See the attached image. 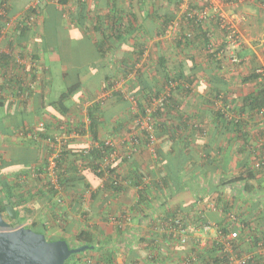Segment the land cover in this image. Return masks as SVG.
Masks as SVG:
<instances>
[{
	"label": "crops",
	"instance_id": "1",
	"mask_svg": "<svg viewBox=\"0 0 264 264\" xmlns=\"http://www.w3.org/2000/svg\"><path fill=\"white\" fill-rule=\"evenodd\" d=\"M2 1L5 13L0 15V52L12 56L24 70L15 65L5 73L0 69V148L28 145L36 150V162L28 168L9 167L7 175L20 174L14 200L21 197V206L36 209L33 220L45 226L46 235H59L71 246H79L78 234L86 233L96 247L86 254L91 264H105L107 259L111 264H176L195 249L204 259L218 257L217 227L227 222L238 230L236 249L251 253L258 264H264V167L253 165L264 157V107L243 102L264 82V72L242 81L258 67L264 70V0L242 2L240 10L247 18L240 24L245 45L239 62L233 64L228 52L214 61L198 46L152 38L141 40L145 50L138 60L132 54L134 74L125 76L120 59L128 56L136 40L130 38L126 44L112 40L116 48L112 54L97 55L81 69L73 47L81 44L82 38L88 45L95 44L98 33L92 29L91 36L85 35L81 25L62 19L56 42L68 46L71 57L62 67L65 88L77 78L82 82L81 89L63 101L67 110L50 105L61 94L49 99L51 78L45 58L59 61L60 54L54 46L42 48L38 40L45 5L64 10L66 18L82 12L83 6L89 17L84 25L91 27L96 14L105 15L111 4L110 11L124 16L132 11L140 29L149 23L152 31L156 23L152 20L161 9L154 0H147L146 6V0H68L65 5L58 0ZM164 1L162 10L166 11L168 3ZM26 22L31 24L25 40L8 49L7 38L15 36L14 43ZM31 56L36 57L33 62ZM161 56L166 70L159 64ZM28 70L37 74L31 94L24 88V96H17L20 90L16 82L8 90L7 81ZM165 72L176 76V83L168 105L153 119L155 142L149 145L141 141L133 147L127 137L136 127L130 117L135 104L128 95H142L139 99L145 106L138 77L151 83L161 80ZM107 78L114 80L111 87ZM126 79L135 80L126 84ZM88 111L97 118L95 138L89 130ZM40 121L44 123L42 130H38ZM61 126L81 134L61 141ZM101 148L106 150L95 161L105 165V173L98 176L88 167L92 150ZM57 152L63 153L62 159L61 154L53 158ZM109 167L125 177L127 183L121 190L108 186L105 168ZM33 168H39L40 177L34 178ZM140 175L147 176L146 192L141 196L138 189L143 187L135 184ZM68 179L72 181L66 182ZM176 207L187 215L190 239L186 245L160 226L163 217ZM196 211L203 215L201 220ZM110 214L119 220H110ZM204 222L217 227L204 230Z\"/></svg>",
	"mask_w": 264,
	"mask_h": 264
},
{
	"label": "trees",
	"instance_id": "2",
	"mask_svg": "<svg viewBox=\"0 0 264 264\" xmlns=\"http://www.w3.org/2000/svg\"><path fill=\"white\" fill-rule=\"evenodd\" d=\"M59 3L61 5H65L67 3L68 0H58ZM170 3L173 4V7L175 9V11H162L160 12V14L152 20V22H156L155 23V30L152 31V28L150 27L149 23L148 25L145 23L144 27L142 29H140V27L137 25V18L135 17V15H133L131 12H127L124 15H117V13H115L113 10L110 11V9L112 8V6H110L111 4H108L109 11L105 12L104 14H96V19L93 21V25L91 24L90 26H85L84 23L88 21V16L84 14L85 7L81 6V10L82 12L80 13H76L77 15L74 17L68 16V18L63 17V13L64 10H60V12L58 10H56L52 4H46L44 9L45 10V16L43 18V20L40 21V26L42 28V32L40 33V37H39V42L42 48L46 49V48H50L51 46H54L56 48H58V51H66V54H68L67 58L68 60L64 63V64H69L71 61V57H70V52H69V48L68 46H66L64 43H62L63 45L59 47L58 43H52V37H48V29H46V27L49 24H52L54 26L60 27V24H62L61 20L64 19H68L70 20V22H73L74 25L78 24L81 25L80 30L82 33H84L85 35H88L90 33V30H94L98 33V37L95 42V44H91L88 46H78L79 48V52L78 53H74L73 51V55L78 56L77 57V61L79 62L78 65L82 66L81 69H84L83 67V60L85 57H88L89 59L86 61V66L91 64L93 62V59L95 56L100 55V56H104L105 53L108 54H112L111 52H113V50H115V46L111 45V41L116 40L119 44L121 43H125L128 39H134L136 40V43L134 44V48L132 50H129L130 52L128 53V56H124L123 59H120V62L123 64V69L121 74H123V76L133 73V69H134V63H131L130 60L133 59L132 54H134V59L135 57H138L140 55L143 54L144 50H145V45L141 40H145V39H152L155 38L157 40V38H161V40L164 38V35H166L167 29L170 27V25L174 22L175 17L177 15L176 11H180L179 9V4L181 3V1L183 0H167ZM224 2L228 3V4H233L235 7L232 8L234 10L235 13H237L240 10V7L242 5V2L245 1H241L238 2V0H223ZM261 1V0H260ZM4 1L0 0V9L3 11V13H5V8H2V4ZM208 8L206 14L204 15L203 18H199L197 16L196 11H201L204 8ZM233 7V5H232ZM108 10V9H107ZM195 10V11H193ZM211 10V6L207 5V2L204 3L203 5H198V4H191L188 3V10L185 13H182L183 15L181 16L182 21L185 22L184 25H179V29L178 31H174L173 34L174 36H172V38L170 39L173 42L177 41V44H191L193 46H198L200 48L203 49V51H205L206 55L212 59V60H218L221 59L225 56L226 52H228V56H229V51L231 50V43L229 41L226 40V31L227 29H222L220 27V17L218 15V13H220V11L218 10L216 13H214L213 11L211 13H208ZM240 12V11H239ZM188 13V14H187ZM65 16V15H64ZM52 17L53 21H50L49 18ZM2 17H0V21H2L1 19ZM207 18H212V19H207ZM25 22V21H24ZM210 23V25H209ZM31 23H24L21 31H19V35L17 37V39H15V42L13 43L14 39L16 38L15 36H10L9 38H7V46L8 49H10V47H13L15 44L18 45V43H20V41L25 40L26 37V31L29 29V25ZM212 24V25H211ZM77 26V25H76ZM218 31H221V33L219 34ZM219 34V35H218ZM90 35V34H89ZM91 36V35H90ZM215 36H220L221 40L219 41V39L215 38ZM57 40V38H56ZM164 40V39H163ZM243 45L242 43H240L239 47L233 48V52L236 54L237 58H239L240 60V54L239 52L242 50L240 48H242ZM75 49V47H73ZM73 49V50H74ZM240 49V51H238ZM2 52V53H1ZM0 52V59H1V63H0V69H2V72L5 73L8 70L14 68L13 65L17 66L19 68V71H23L24 70V66L19 63L17 64L15 61V59L12 58V56L6 54L5 52L1 51ZM36 58L35 56H31L30 60L31 62H33ZM233 63V62H232ZM159 64L160 66H162L165 70L167 69V66L165 64V60L164 58L161 56L159 59ZM235 64V63H233ZM182 66V65H181ZM79 67V66H78ZM139 72V71H138ZM26 74H24V72H22V74L24 75H19V77L16 79L15 76L14 79L8 80L7 81V88L8 90L11 89V87L14 86V83L16 82V85L18 87V89L20 91H16V95H20V96H24L25 94V89L26 88L28 91L31 89L30 87L32 86V82L34 81L35 78H37V74L36 72L33 73L32 71L28 70L25 72ZM80 72H78L79 74ZM137 74V71H136ZM14 75V73L12 74ZM260 76L259 73H257L254 71L249 74L246 77L242 78V81L245 80H249L250 78H256ZM22 77V78H20ZM28 78V80H26L25 78ZM64 79L66 77V74L63 75ZM136 77V76H135ZM109 79V80H108ZM176 76L175 77H170V75L168 74V72H165L164 77L161 80H157V81H153L151 83H149V81L145 78H142L141 76L138 77L137 81H140L141 85L139 87L140 93H143V97L145 99V106L141 105L142 102L140 101V96L134 97L133 94H129L128 96L131 97V100L133 99L134 101V106L135 108H133V112L131 114L130 117H132V119H134V122L136 124V127L133 129L135 130L138 126V123L136 122L138 119H141L144 116H149V120L150 122L153 124V127L155 129V124H154V118L156 116H158L160 114V112L165 109V107L168 105V102L171 100V89H173L175 87V83H176ZM107 80V81H106ZM106 84L108 86H110V84L112 83L113 85V81L110 78H107ZM135 79H126L125 82L126 84L131 83L132 81H134ZM82 86V82L80 79H75L74 81H72V83L67 86L65 88V91L61 93V95L57 98V100L55 101H51L50 105H56L58 104L60 107L59 109H64L67 110V108L64 106L63 101L69 99L71 96H73L78 90L81 89ZM126 86V85H125ZM111 87V86H110ZM132 87V86H131ZM169 87V88H168ZM127 88V86H126ZM166 88H168V90H166ZM127 91V90H126ZM20 92V93H19ZM32 90L29 91V94H31ZM17 95V96H18ZM121 96V95H120ZM119 96V97H120ZM125 96V95H124ZM133 96V97H132ZM161 96H163L164 98L161 101H157L158 99L161 98ZM44 97V96H43ZM123 97V96H121ZM126 97V96H125ZM0 98H2L0 96ZM131 100L129 102H131ZM243 102L245 104L250 105L251 107H257L258 109H260L261 107H264V82L261 83L260 87L255 88V90L253 92H251L250 94L246 95V97H244ZM2 103V100H0V104ZM88 116H89V120H90V132L92 134V137L95 138L96 137V125H97V118L95 117V115L92 114L91 111H88ZM5 130V129H4ZM3 132H8L9 130H5ZM155 137V136H154ZM141 141H144L145 143L148 144V137H143L139 144L141 143ZM138 144V145H139ZM103 145V144H102ZM137 145V146H138ZM104 146V145H103ZM103 149V150H102ZM104 150H106V148H101L100 150L97 149H93L91 155L93 156V159L90 162V165L88 167V169L92 170L96 175L98 176H102L104 175V171L103 169L100 168L99 164L95 161V159H99L100 156L103 155ZM110 151V150H108ZM107 151V152H108ZM61 154V155H60ZM60 157L62 159L63 153H60ZM37 156H36V150L28 145H21V146H16V147H1L0 148V170L4 169V168H9V167H13V166H19V167H24V168H28L31 166V164H33L34 162H36L37 160ZM37 169V170H36ZM41 169V168H40ZM32 170V175L34 176V178H38L40 177L38 175L39 172V168H33ZM115 168H107L108 173V178L109 179V187H112L113 190H121L124 186V182L123 180H125V177H122V179L120 180L119 175H117L114 172ZM145 176V175H140ZM114 177V179H113ZM141 177H137V181L135 182L136 185L141 187H146L147 184L142 183V181L140 180ZM147 177V176H145ZM12 178V182H10L9 179ZM5 177L2 176V174L0 173V212L1 214H5L8 216V214L6 213V207L7 206H12L15 210L16 213V217H19V211L16 209L17 206H19L21 204L20 200L21 197L19 199H17L16 201L14 200V196H16V191H14V188L16 186V183H18L19 179L21 178L20 174H16L15 176L12 177ZM59 179L55 180L58 181ZM72 180H66V182H70ZM139 181V182H138ZM115 182V183H114ZM143 185V186H142ZM140 188L139 194L144 195V193L146 192V189L144 188ZM142 189V190H141ZM60 198V197H59ZM25 211H29V209H24ZM125 213V212H124ZM127 214V213H126ZM196 217L198 219H202L203 215L196 211ZM180 215L181 216V220H182V227L187 228L188 224H187V215L184 213V211L180 208V207H176L172 210H170L168 212V214H166L165 217H163L164 219L162 220L163 224H160V226L164 227L165 222L169 219V218H174L176 216ZM9 217V216H8ZM127 217V215H126ZM23 218H18L16 219L17 223H21L20 221ZM116 221L119 220V218L117 219L115 217ZM166 220V221H165ZM226 222V221H225ZM37 226L43 227L45 228V226L43 224H40L39 222H37L36 220H33L32 223L30 225H28V227L31 228H35ZM218 230H220L222 232V234H227L228 231L232 230L231 229V223H225L222 226L218 227ZM45 235H46V230L44 229ZM189 230L185 231V242H180L179 239V235H173L174 237H176L178 239V241L180 242V244L182 245H186V243L189 241L190 239V235H189ZM47 236V235H46ZM239 236V235H238ZM238 238V237H237ZM236 238V239H237ZM236 239L231 241V247L232 250L234 251V253H237L238 255H240L243 251H239L236 249V244L235 241ZM67 241V240H66ZM77 241L80 242L81 244L84 243H91L90 242V237L86 236V233L80 232L77 236ZM68 243V241H67ZM262 243L264 244V240H262ZM69 244V243H68ZM70 245V244H69ZM220 247V251L221 254L217 255L218 257H214L213 258H208V259H204L199 252L195 249L193 251H191V254H194L197 257V261L202 262V263H207V262H213V264H216L220 261H223L226 258V253L224 252V243L218 239V241L216 240V244ZM90 250L86 249L84 251H81L77 254H73L71 256H69L63 264H91L88 259H86V254L87 252H89ZM189 253V254H190ZM243 253H247V252H243ZM188 256V255H187ZM187 256H184L183 258H186ZM108 258V257H107ZM106 258V259H107ZM253 264H258V258L253 256ZM260 260V259H259ZM112 261L111 259H107V263L105 264H111ZM177 264V263H176Z\"/></svg>",
	"mask_w": 264,
	"mask_h": 264
},
{
	"label": "built area",
	"instance_id": "3",
	"mask_svg": "<svg viewBox=\"0 0 264 264\" xmlns=\"http://www.w3.org/2000/svg\"><path fill=\"white\" fill-rule=\"evenodd\" d=\"M183 1H185V0H183ZM183 1L179 4V7H180V11H181V9L182 10L184 9V11H182V13H185L188 10V5L186 7H184L185 3ZM203 1H204L203 4L207 2V5L211 6V10L214 13L217 12L216 5H214V3L211 0H203ZM218 1L219 0H215V3H218ZM241 1H243V0H241ZM208 8L209 7L204 8L201 11H196L194 13H196L199 18H203L204 15L206 14ZM193 11H195V10H193ZM2 13H3V11L0 9V15ZM182 13H181V16L183 15ZM218 15H219L220 21H221L220 27L224 30L227 29L226 40L231 43V47H232L231 50L229 51V60L231 62L237 63V62H239V58H237L236 54L233 52V48L239 47L240 38H239V35L237 33L236 26L233 24V21L235 19H237L238 14L232 13L230 15V19L228 17H226L224 14H222L221 12L218 13ZM179 19H180V17H179ZM177 26H178L177 22H173L170 25V27L167 29L166 33H168V31H170V30H171L170 32L177 31ZM256 72L257 73H263L264 70L262 67H260V68L256 69ZM163 98L164 97L161 96V98L158 99L157 101H161ZM136 122L138 123L137 128L131 134H129L127 137L129 140V144L132 145L133 147H135L139 144L140 140L143 137H148V139H149L148 144L152 145L155 142V137L153 134L154 133V127H153V124L149 120V116L148 115L144 116L141 119H138ZM43 128H44V123L41 121L38 122V130H42ZM80 134H81L80 130H77L75 128H65L64 126L60 127V135L59 136L61 138V141L64 139L71 138L73 136L80 135ZM127 138L125 140H127ZM111 153H112L111 155H113V156H115V154H116L115 151H111ZM59 154H60V152H57V154L54 155L53 158L55 159L56 157L59 156ZM253 165L256 168L264 167V157H261V158L255 160ZM99 166L101 169H103L102 166L105 167V165H99ZM105 170H107V168H105ZM122 177H123L122 175H119L120 180L122 179ZM113 179H114V177H113ZM140 180L142 181V183H144V182H146L147 177L142 176L140 178ZM123 182L127 183L124 180H123ZM58 201H60V198H58ZM109 219L110 220H116L115 216L111 215V214L109 215ZM28 224H29V222H25L22 225H28ZM160 224H163V222L161 221ZM164 227H165V229H168V231L170 233H172L173 235H175V234L179 235V239H180L181 243L185 242V240H186L185 239V231H187V228L182 227V220H181L180 215H178L174 218H169L165 222ZM215 227H217V226H215L213 223H210V222H204L203 226H202V228L204 230H208V231L211 229H216ZM218 234L220 235L219 240H221L224 243V252L226 253V258L223 261H220L216 264H253L254 263L253 259H252L253 255L251 253H243L242 252L240 255H238L237 253H234V251L232 250L231 241L238 237V235H239L238 230L232 229V230L228 231L227 234H222V232L219 230ZM177 264H213V262H211V261L207 262V263L199 262V261H197V257L194 254L190 253V254H188V256L186 258L179 259L177 261Z\"/></svg>",
	"mask_w": 264,
	"mask_h": 264
},
{
	"label": "water",
	"instance_id": "4",
	"mask_svg": "<svg viewBox=\"0 0 264 264\" xmlns=\"http://www.w3.org/2000/svg\"><path fill=\"white\" fill-rule=\"evenodd\" d=\"M13 219L15 210L6 207ZM91 243L71 246L59 235L46 236L44 228L10 226L0 212V264H63L71 255L95 249Z\"/></svg>",
	"mask_w": 264,
	"mask_h": 264
},
{
	"label": "rangeland",
	"instance_id": "5",
	"mask_svg": "<svg viewBox=\"0 0 264 264\" xmlns=\"http://www.w3.org/2000/svg\"><path fill=\"white\" fill-rule=\"evenodd\" d=\"M154 1H155V3H157L156 4V7L159 8V10L161 9L160 10L161 12L164 11V10H162V8L164 6L163 3L165 1L164 0H157V1L154 0ZM211 1L214 3V5H216L217 11L219 10L222 14H224L229 19H230V15L232 13H235L234 10L232 9V8L235 7V5H234L235 2L233 4H228V3L224 2L223 0H219L218 3H215V0L214 1L211 0ZM145 2L147 3V4H145V6L146 5H149L148 4L149 2L147 0ZM166 2L168 3L166 10L175 11V9L173 7V4L170 3L167 0H166ZM183 2L185 3V6L184 7H186L188 5V3H191V4H194L195 3V4H198V5H202L204 1L203 0H185ZM238 2H241V0H238ZM232 5H233V7H232ZM179 9H180V7H179ZM182 11H184V9L183 10L181 9V11H176L177 12V15L175 17V21L174 22H177V24H178L177 31L179 29V25H184L185 24V22H183L184 20L182 21V18H181ZM239 11L237 13H235V14H238V15H237V19H235L233 21V24L236 26V30H237V33H238L239 38H240V43H242V45L244 46L245 45V39L243 38L244 37L243 34H241L242 32L240 30V26H241L240 24L244 20H246L247 16L241 10H239ZM211 12L212 11H209L208 13H211ZM179 17H180V19H179ZM207 19H212V18H207ZM49 20L50 21H53L52 20V17H50ZM143 21H144V19H143ZM145 22H149V21L146 19ZM209 25H210V23H209ZM46 29H48L47 31L49 32L48 33V37H50V38L52 37V40H53L52 43H56V36L58 35L57 32H56V26H54L52 24H49L46 27ZM170 31H168V33H166V35H164V40H170L172 38V36H174L173 32H170ZM218 33L220 34L221 31H218ZM215 38L219 39V41L221 40L220 36H215ZM254 40L256 41V38ZM82 41L83 42H81V44H77V45L74 46L75 47V49L73 50L74 53H78L79 52L78 46H82V47L83 46H88V42H86L87 41L86 38H82ZM255 41H252V43L254 44ZM58 45L60 47L63 44L62 43H58ZM240 49H243V47L240 48ZM240 49L238 51H240ZM59 54H60L59 61L58 60H53V59H50V58H47V57L45 58V65L48 66V68H49V74H50V78H51V80H50V89L51 90H50V93H49L50 94L49 95V99H55V98H57L62 92H64L65 86H66L65 85L66 83H65V81L63 79V76H62V67H63V63H65L68 60V58H67L68 54H66V51L65 52H63V51L60 52L59 51ZM88 59H89L88 57H85L84 58V60H83V66H86V61ZM78 66L79 67H82L80 65H78ZM260 67H258V68H260ZM130 85H132V84H130ZM9 171H10L9 168H4V169L0 170V173L2 174V176L10 177L11 178V175H7ZM24 208H25L24 205L23 206L19 205V206L16 207V209L19 211V214L20 215L22 214L23 216H19V217H16V218L14 217L13 219H11L12 222H13V224H11V225L15 226V225L19 224V223L16 222V219H18V218H23L20 221L21 223L29 222L28 225H30L32 223L33 218H35V212H34V210H36V209L34 208V210H33L31 208V210H29V212H27V211L24 210ZM111 215H113V214H111ZM115 217L118 219L117 216H115ZM6 218L8 220H10V218L7 215H6Z\"/></svg>",
	"mask_w": 264,
	"mask_h": 264
},
{
	"label": "flooded vegetation",
	"instance_id": "6",
	"mask_svg": "<svg viewBox=\"0 0 264 264\" xmlns=\"http://www.w3.org/2000/svg\"><path fill=\"white\" fill-rule=\"evenodd\" d=\"M2 218H3L4 221H6L10 226H13V225H11V224H13L12 220H11V219L8 220V219L6 218V215H5V214L2 215Z\"/></svg>",
	"mask_w": 264,
	"mask_h": 264
},
{
	"label": "clouds",
	"instance_id": "7",
	"mask_svg": "<svg viewBox=\"0 0 264 264\" xmlns=\"http://www.w3.org/2000/svg\"><path fill=\"white\" fill-rule=\"evenodd\" d=\"M14 209V208H13ZM10 218V217H9ZM20 224V223H19ZM19 224H17V225H19ZM17 225H15V226H17ZM21 225H22V223H21ZM23 226H25V227H28V225H23Z\"/></svg>",
	"mask_w": 264,
	"mask_h": 264
}]
</instances>
